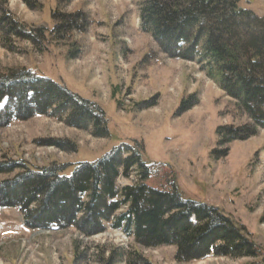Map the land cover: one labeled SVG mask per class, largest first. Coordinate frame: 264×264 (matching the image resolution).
<instances>
[{"label":"rangeland","instance_id":"rangeland-1","mask_svg":"<svg viewBox=\"0 0 264 264\" xmlns=\"http://www.w3.org/2000/svg\"><path fill=\"white\" fill-rule=\"evenodd\" d=\"M142 1L0 0V74L29 69L64 85L105 112L110 134L96 138L90 129L42 116L14 121L0 128V162L55 164L70 171L136 140L149 166L148 185L175 187L183 198L220 209L264 251V129L245 140L218 141L217 128L240 127L246 116L198 63L166 56L141 31ZM239 7L264 16V0H240ZM75 13L83 18L80 28L52 31L64 22L63 15ZM2 18L32 31L36 42L6 37ZM187 100L190 108L180 110ZM14 175H0V182ZM136 181L132 170L118 178L117 187ZM103 236L109 237L99 239ZM129 250L150 264H179L173 247L143 249L117 230L91 236L75 228L33 230L16 209L0 210V264H128ZM250 262L209 257L189 264Z\"/></svg>","mask_w":264,"mask_h":264},{"label":"trees","instance_id":"trees-1","mask_svg":"<svg viewBox=\"0 0 264 264\" xmlns=\"http://www.w3.org/2000/svg\"><path fill=\"white\" fill-rule=\"evenodd\" d=\"M240 0H143L139 25L163 54L196 62L243 113L240 127L217 128L222 143L245 140L264 129V16L239 7ZM77 13L62 16L53 32L81 27ZM6 37L31 42L33 32L2 18ZM41 36V30H37ZM8 50L12 48L4 45ZM191 100L180 103L190 108ZM36 116L55 118L96 138H109L105 112L64 85L29 69L0 74V128ZM50 146L64 149L60 142ZM143 144L120 143L93 162L74 164L70 171L55 164L34 168L23 162H0V210L16 209L28 229L75 228L85 236L106 230L122 232L143 249L174 248V260L189 264L209 257L250 258L264 264V251L220 209L146 183L148 165ZM136 171L132 186L117 187L120 176ZM128 264H150L136 251Z\"/></svg>","mask_w":264,"mask_h":264},{"label":"bare ground","instance_id":"bare-ground-1","mask_svg":"<svg viewBox=\"0 0 264 264\" xmlns=\"http://www.w3.org/2000/svg\"><path fill=\"white\" fill-rule=\"evenodd\" d=\"M114 236L116 237V239H122V237L119 234H114ZM109 236H103V237H99V239L101 240H105V238H108Z\"/></svg>","mask_w":264,"mask_h":264}]
</instances>
